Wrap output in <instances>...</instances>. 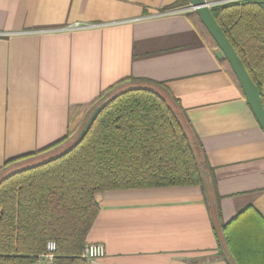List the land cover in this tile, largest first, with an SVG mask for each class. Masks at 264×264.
Here are the masks:
<instances>
[{"label":"crops","instance_id":"0c3cea01","mask_svg":"<svg viewBox=\"0 0 264 264\" xmlns=\"http://www.w3.org/2000/svg\"><path fill=\"white\" fill-rule=\"evenodd\" d=\"M188 7V0H0V169L78 130L96 98L129 78L161 83L177 100L213 178L212 202L196 185L97 193L85 242L102 244L105 254L90 264H235L218 247L217 228L246 209L261 218L242 217V227L264 221V131ZM73 24L91 27L40 32ZM249 230L263 242L262 230ZM260 257L245 259L264 264Z\"/></svg>","mask_w":264,"mask_h":264},{"label":"trees","instance_id":"16d2710c","mask_svg":"<svg viewBox=\"0 0 264 264\" xmlns=\"http://www.w3.org/2000/svg\"><path fill=\"white\" fill-rule=\"evenodd\" d=\"M210 10L264 106V0L227 2ZM220 61L242 92L227 60ZM91 106L79 131L70 130L57 143L0 169V264H34L48 241L56 244L52 264H90L80 253L99 210V192L196 185L212 202L213 178L201 148L163 84L127 78ZM16 162L19 168L10 171L7 167ZM216 210H210L214 223ZM249 214L261 218L246 209L217 228L218 247L235 264H251L248 253L264 260V240L257 243L256 230H249L264 232V221L242 227V217Z\"/></svg>","mask_w":264,"mask_h":264},{"label":"water","instance_id":"95a60500","mask_svg":"<svg viewBox=\"0 0 264 264\" xmlns=\"http://www.w3.org/2000/svg\"><path fill=\"white\" fill-rule=\"evenodd\" d=\"M188 1L189 5L194 9V12L198 15L200 21L215 41L218 49L216 51L217 58L227 60L231 70L236 76L248 106L257 123L264 131V106L259 91L251 80L242 61L214 19L208 3H206L205 0Z\"/></svg>","mask_w":264,"mask_h":264},{"label":"built area","instance_id":"2783aa9c","mask_svg":"<svg viewBox=\"0 0 264 264\" xmlns=\"http://www.w3.org/2000/svg\"><path fill=\"white\" fill-rule=\"evenodd\" d=\"M248 0H228L227 2H243ZM209 5V4H208ZM210 7V5H209ZM189 10L194 11V9L189 5ZM211 8V7H210ZM164 14H172V11H166ZM102 26V25H100ZM91 26L88 25H78L73 24L60 29H51L40 31L41 33H57V32H71L81 29H88ZM56 253V244L54 241H48L45 245V250L42 254L38 256V259L34 262V264H52ZM105 254L104 246L100 243H90L84 242L83 247L81 249L80 258L88 261L89 263L97 261L101 259Z\"/></svg>","mask_w":264,"mask_h":264},{"label":"rangeland","instance_id":"374dc122","mask_svg":"<svg viewBox=\"0 0 264 264\" xmlns=\"http://www.w3.org/2000/svg\"><path fill=\"white\" fill-rule=\"evenodd\" d=\"M181 3H182V2H181ZM89 114H90V113H88V114L86 115V117H85V119H84V122L87 120V117L89 116ZM84 122L82 123V125L84 124ZM82 125H81V126H82ZM78 131H79V130H78ZM78 131H77V132H78ZM76 134H77V133H76ZM76 134H75V135H76ZM67 143H69V140H68L67 142L62 143V144L59 146V148H63V147H65V145H66ZM40 158H41V157H37V158L35 159V161L38 162ZM16 165H17V164H16ZM16 165H14L12 168L14 169V168L16 167ZM17 168H19V166H17ZM10 169H11V168H10ZM16 170H17V169H16Z\"/></svg>","mask_w":264,"mask_h":264}]
</instances>
